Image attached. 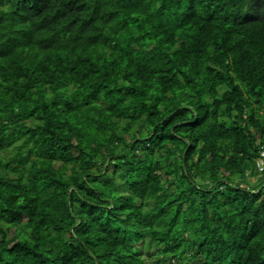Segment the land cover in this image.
<instances>
[{
    "label": "trees",
    "instance_id": "trees-1",
    "mask_svg": "<svg viewBox=\"0 0 264 264\" xmlns=\"http://www.w3.org/2000/svg\"><path fill=\"white\" fill-rule=\"evenodd\" d=\"M261 152L264 0H0V264H264Z\"/></svg>",
    "mask_w": 264,
    "mask_h": 264
},
{
    "label": "built area",
    "instance_id": "built-area-1",
    "mask_svg": "<svg viewBox=\"0 0 264 264\" xmlns=\"http://www.w3.org/2000/svg\"><path fill=\"white\" fill-rule=\"evenodd\" d=\"M261 156H264V152H261ZM262 163H263V161L261 160V161H259V163H257V166H258V168L259 169H261L262 168Z\"/></svg>",
    "mask_w": 264,
    "mask_h": 264
},
{
    "label": "rangeland",
    "instance_id": "rangeland-1",
    "mask_svg": "<svg viewBox=\"0 0 264 264\" xmlns=\"http://www.w3.org/2000/svg\"><path fill=\"white\" fill-rule=\"evenodd\" d=\"M252 180H255V178H252Z\"/></svg>",
    "mask_w": 264,
    "mask_h": 264
}]
</instances>
